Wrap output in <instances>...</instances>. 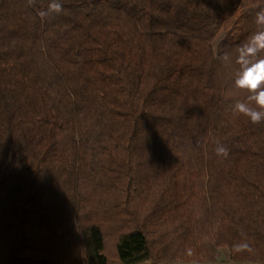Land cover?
<instances>
[{"label": "trees", "instance_id": "1", "mask_svg": "<svg viewBox=\"0 0 264 264\" xmlns=\"http://www.w3.org/2000/svg\"><path fill=\"white\" fill-rule=\"evenodd\" d=\"M261 7L0 0V264H264V122L232 110Z\"/></svg>", "mask_w": 264, "mask_h": 264}, {"label": "clouds", "instance_id": "2", "mask_svg": "<svg viewBox=\"0 0 264 264\" xmlns=\"http://www.w3.org/2000/svg\"><path fill=\"white\" fill-rule=\"evenodd\" d=\"M54 10L59 12L61 5L54 4ZM255 23L258 26L245 42H243L236 55L238 74L234 80L235 87L246 92L245 100L234 104V113L247 117L254 125L264 122V7L255 11ZM227 60L225 53L219 57ZM215 152L217 156L226 159L229 156V148L223 143H217ZM247 245H236V250Z\"/></svg>", "mask_w": 264, "mask_h": 264}, {"label": "rangeland", "instance_id": "3", "mask_svg": "<svg viewBox=\"0 0 264 264\" xmlns=\"http://www.w3.org/2000/svg\"><path fill=\"white\" fill-rule=\"evenodd\" d=\"M220 38L218 39L217 41V44H216V49L219 50L220 48ZM171 264H183V263H171ZM189 264H216V263H189ZM219 264H230L226 261V256L225 255H221L220 257V263ZM232 264H241V263H232Z\"/></svg>", "mask_w": 264, "mask_h": 264}, {"label": "crops", "instance_id": "4", "mask_svg": "<svg viewBox=\"0 0 264 264\" xmlns=\"http://www.w3.org/2000/svg\"><path fill=\"white\" fill-rule=\"evenodd\" d=\"M219 263H220V260L216 264H219ZM230 264H232V263H230Z\"/></svg>", "mask_w": 264, "mask_h": 264}]
</instances>
